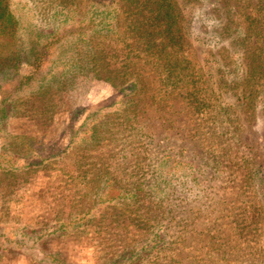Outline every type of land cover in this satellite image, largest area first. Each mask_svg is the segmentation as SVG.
Segmentation results:
<instances>
[{"label": "rangeland", "instance_id": "rangeland-1", "mask_svg": "<svg viewBox=\"0 0 264 264\" xmlns=\"http://www.w3.org/2000/svg\"><path fill=\"white\" fill-rule=\"evenodd\" d=\"M10 3L22 7L25 20L35 5L34 27L51 30L43 12L47 3ZM194 4L200 19L185 47L199 61L217 58L249 92L238 106L241 139L228 132L234 124H223L213 109L210 114L175 97L167 112L142 113L144 94L123 72L128 67L152 78V53L146 55V45L138 44V51L129 47L126 34L121 44L120 37L117 44H61L63 54L72 62L82 60L81 65L105 47L97 55L122 75L120 81L95 77L88 68L64 79H39L52 78L58 63H49L46 73L25 83L22 77L32 70L30 26L23 20L10 32L12 43L2 50L13 49L22 62L0 71V264H51L40 261L50 254L59 259L56 264H115L120 259V264H264V197L255 185H245L254 163L264 171V44L253 47L246 34L264 29V0H232V9L225 0ZM248 54L252 65L245 78ZM138 113L143 116L134 118ZM162 154L179 164H201L206 189V195H197L186 177L183 200L173 202V211L164 217L158 215L161 208L150 211L124 189L138 184L150 161ZM108 179L121 186V194L108 191L114 201L101 195ZM158 224L164 233L155 238L152 228ZM135 245L143 246L130 260L132 254L125 251Z\"/></svg>", "mask_w": 264, "mask_h": 264}, {"label": "trees", "instance_id": "trees-1", "mask_svg": "<svg viewBox=\"0 0 264 264\" xmlns=\"http://www.w3.org/2000/svg\"><path fill=\"white\" fill-rule=\"evenodd\" d=\"M41 1L50 6L43 12L50 17L51 30L49 28L41 30V26L34 27L33 18L36 13H33V10L35 5H31L30 18L25 20L20 18L19 11L22 7L11 5V0H0V71L14 66L19 67L22 62V55L14 52L13 49L6 52L2 50V47L12 43L9 40L10 32H15L19 23L23 25V20H25V26H30L26 30V35L28 38L30 37L28 44H31L32 50V60L30 61L32 70L31 73L22 77L24 82L37 79L39 75L46 73L45 69L49 63L60 65L55 66L54 72L51 71L52 78L45 74L39 79L48 78L50 79L48 81L64 79L71 74L78 75L88 68L89 71L94 72L95 77L109 82L120 81L122 75L115 72L107 62H104L105 57H102L101 54L97 55L103 53L105 47L101 48L96 56H92L90 62L81 65L82 60L72 62L71 58L63 54L67 51L62 49L61 44H117L119 37L121 44L126 34L129 40L125 39L129 47L136 46L138 51L141 49L138 44L146 45L144 48L146 55L149 56L150 52L152 53L151 62L147 60L152 65L154 75L152 78L136 74L128 67L123 72L131 77L133 82L139 84L138 90L144 94L140 100L146 105V107H141L143 108L141 109L142 113H145L144 109L167 112L170 105L169 99L175 97L178 103L185 101L189 105L200 107V109H209L211 110L210 114L213 113V109L218 116L216 119H219L223 124L231 126L234 124L231 130L230 127L225 128L226 131L229 129L230 134L240 137L241 124L238 106L243 102L242 99L249 97V92L247 93L245 88H240L235 83L232 71H226L222 64L218 63L217 58L214 57L215 61L206 58L199 61L195 53L185 47V44H189L188 34L189 32L194 33L195 22L200 15L199 7L194 3L201 2V0ZM225 1L232 9L233 6L230 4L232 0ZM43 32H48V36H42ZM246 34H249L248 44H253V47L264 44V29L260 28L256 33L247 31ZM246 50L249 52L250 49ZM214 55L220 57L218 53H214ZM80 56L81 53H79ZM249 57L250 54L246 56L247 60L242 66L245 78H247L246 74L251 70L252 65ZM41 81L45 82V80ZM232 94L237 96L235 101L230 100L227 96ZM126 105L125 109L130 108V101ZM140 116L143 115L138 113L134 118ZM162 116L167 117L166 113ZM179 166L184 167L178 170ZM148 167L146 175L139 177L141 180L137 181L138 184L130 182V188L124 189L129 192L128 196L134 197L141 206L147 205L150 211L154 212L158 207L161 208L158 209V215L161 217H164L163 213L169 215L173 211V202L183 200L180 194L186 189V177L190 182L187 186L188 189H195V193L199 196L206 195V189L201 186L203 181L199 174L205 171L201 164L196 166L194 161L179 164L169 155L162 154L156 156L153 161L151 160ZM245 177V185L249 182L255 185L262 191L264 197V171L257 165V162L250 168V175H245ZM110 190L118 191L121 194V186L116 183L115 179H108L101 188V195L107 197L108 201H114V197L108 196ZM125 191L123 197H125ZM153 196L156 197V200L152 198L154 202L150 200ZM92 209L94 210V208ZM161 223L163 224V222ZM162 224H158V228H152L155 238L163 235L164 232L162 233L160 230ZM142 246L136 247L135 245L124 251L132 254L131 260L135 257L136 249ZM146 250L147 248L144 251L138 250V253L142 251L140 256L144 257ZM33 255L35 256V254ZM120 256L123 257L119 254L117 258L120 259ZM54 258L50 254L41 258L40 261L49 260L51 264L59 263V259ZM120 263L121 259L115 264Z\"/></svg>", "mask_w": 264, "mask_h": 264}]
</instances>
